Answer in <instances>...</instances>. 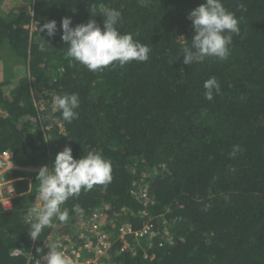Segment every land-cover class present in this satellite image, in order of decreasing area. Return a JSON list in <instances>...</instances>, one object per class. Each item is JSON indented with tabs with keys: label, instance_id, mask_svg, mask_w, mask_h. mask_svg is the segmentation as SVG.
<instances>
[{
	"label": "trees",
	"instance_id": "trees-1",
	"mask_svg": "<svg viewBox=\"0 0 264 264\" xmlns=\"http://www.w3.org/2000/svg\"><path fill=\"white\" fill-rule=\"evenodd\" d=\"M21 2L27 8L0 14V47L25 68L16 81H0V153L19 167L4 174L16 194L10 208L0 202V264H27L20 251L36 252L51 236L76 238L79 221L94 213L111 237L112 264H264V0H222L239 21L230 56L190 65L183 49L195 32L187 16L205 0ZM105 8L122 13L121 34L151 48L148 61L92 72L67 56L61 19L73 27L95 19L103 29ZM49 20L57 22L54 37L39 31ZM212 76L221 91L208 101L203 84ZM64 93L80 99L71 124L52 111L53 96ZM234 145L242 151L230 158ZM66 146L77 159L102 153L113 178L69 198L62 205L69 220L54 218L34 242L27 213L36 176ZM125 224L157 235L123 241Z\"/></svg>",
	"mask_w": 264,
	"mask_h": 264
},
{
	"label": "clouds",
	"instance_id": "clouds-1",
	"mask_svg": "<svg viewBox=\"0 0 264 264\" xmlns=\"http://www.w3.org/2000/svg\"><path fill=\"white\" fill-rule=\"evenodd\" d=\"M138 3L141 7H147L151 0H138ZM94 13L93 7L92 17L96 16ZM101 16L104 17L103 29L95 19H89L86 24L81 23L75 27L72 26L71 18L61 19L60 38L68 44L69 58L92 72L109 66L123 68L132 61L149 60L151 48L148 45L134 40L131 33L121 34L118 31L116 25L122 20L119 10L105 8ZM187 18L192 22L195 34L191 39V46L183 49V63L190 65L205 58L227 60L230 56L229 45L232 43V37L239 35L240 28L235 14L224 7L222 0H205V3L192 9ZM45 30L48 37H54L58 31L57 22L49 20L40 26V32ZM203 88L204 98L208 101H212L214 95L221 91L215 76L205 80ZM79 107L80 99L76 93L54 95L52 98V111L60 112L62 119L69 124L78 119ZM240 151V146L234 145L229 153L230 158H235ZM112 178V163L102 153L90 150L77 159L73 156L72 148L66 146L56 154L51 170L44 165L37 173L36 180L39 184L36 199L34 206L27 213L30 221V239L34 242L40 240L42 231L52 226L54 218L61 223L69 220V209L62 208L69 198H77L82 190L90 191L96 185L106 187ZM72 211L83 219L84 210L78 204L73 206ZM47 247L49 251L42 256L45 264H75L71 257L56 246ZM42 251L40 247L36 248L37 253ZM37 264H41V261L37 260Z\"/></svg>",
	"mask_w": 264,
	"mask_h": 264
},
{
	"label": "built area",
	"instance_id": "built-area-1",
	"mask_svg": "<svg viewBox=\"0 0 264 264\" xmlns=\"http://www.w3.org/2000/svg\"><path fill=\"white\" fill-rule=\"evenodd\" d=\"M0 161L1 169L4 167L5 162L1 159ZM6 164L10 167L9 170L19 168L11 159H9ZM15 194V190L11 186L10 188H6V190L0 189V202H2L6 208H10L11 199ZM137 195L146 198V189H140ZM102 216V213H94L87 219L79 221V229L76 238L74 236L65 242L59 235L51 236L44 248H41L43 250L41 253L34 251L20 252L26 255L27 264H37V260H40L41 264H45L42 260V256L49 251L47 246H56L59 250L64 251L67 256L75 261V264H112L108 260V252L112 246V240L106 230V224ZM118 232L119 238L123 241L126 235L132 233L146 240H150L157 235V232L151 226H146L142 230L134 231L128 224L121 225ZM127 246L128 245L125 243L122 249H125Z\"/></svg>",
	"mask_w": 264,
	"mask_h": 264
},
{
	"label": "rangeland",
	"instance_id": "rangeland-1",
	"mask_svg": "<svg viewBox=\"0 0 264 264\" xmlns=\"http://www.w3.org/2000/svg\"><path fill=\"white\" fill-rule=\"evenodd\" d=\"M22 8H27V4H22L21 0H2V3L0 4V14L6 15L7 18H9L12 12L14 13L15 11L21 10ZM0 57V81L12 80L13 82L16 81L19 77L25 75L24 66L19 63V61L14 60L11 57V53L7 48L0 47ZM61 68V66L58 67V69ZM0 112L4 114L3 111L0 110ZM0 159L5 162L4 167L0 169V189L6 190V188L8 187L10 188L9 183H11V181L5 180L4 178V174L10 169V167H8V165L6 164L9 159L2 154H0ZM30 182H32L31 178Z\"/></svg>",
	"mask_w": 264,
	"mask_h": 264
}]
</instances>
